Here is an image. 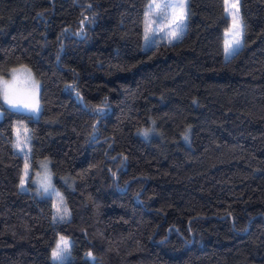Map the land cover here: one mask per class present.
<instances>
[{
	"label": "trees",
	"instance_id": "obj_1",
	"mask_svg": "<svg viewBox=\"0 0 264 264\" xmlns=\"http://www.w3.org/2000/svg\"><path fill=\"white\" fill-rule=\"evenodd\" d=\"M150 3L0 0V75L30 67L42 104L0 93V264H264V0L229 57L225 0H188L171 42ZM46 157L52 196L21 186Z\"/></svg>",
	"mask_w": 264,
	"mask_h": 264
},
{
	"label": "snow or ice",
	"instance_id": "obj_2",
	"mask_svg": "<svg viewBox=\"0 0 264 264\" xmlns=\"http://www.w3.org/2000/svg\"><path fill=\"white\" fill-rule=\"evenodd\" d=\"M226 8L225 11L228 16L232 18V26L226 33V36H229L230 39H226L225 41V52L231 54L233 51V45L237 47L241 44V37L243 26L238 15V0L236 3H230L229 0H225ZM186 0H176V2H168V3H157L156 0H152V3L148 5V11L146 13L145 18V39H148L149 32L153 31L152 25L154 21L151 19L152 15L159 10L160 21L163 22L165 20L170 21L169 30L167 32V36L169 37V41L172 39L178 38L183 27L184 20L186 18ZM236 9V11H233ZM174 25V27H173ZM15 78L12 83L9 81H2V87H0V93L3 95L4 102L8 104L10 107L15 109L27 108L32 111L39 110V103L35 100V97L31 98H20L18 96L17 89L14 84ZM38 84L33 83V90H38ZM27 132V129H24ZM17 147H20L21 137L20 130L17 129ZM27 141V136L24 137V142ZM50 185L45 186V190ZM57 214H60V208L57 207ZM64 215H67V209L64 210ZM64 215H60V219L64 218ZM69 252V242L64 238H60V243L57 244L56 248L52 252V258L54 261H63L66 259V254Z\"/></svg>",
	"mask_w": 264,
	"mask_h": 264
},
{
	"label": "rangeland",
	"instance_id": "obj_3",
	"mask_svg": "<svg viewBox=\"0 0 264 264\" xmlns=\"http://www.w3.org/2000/svg\"><path fill=\"white\" fill-rule=\"evenodd\" d=\"M156 2L164 4V3H168V2H176V0H156ZM229 2L230 3H236L237 0H229ZM151 3H152V0H151ZM158 11L159 10H157V12H155L153 15H157ZM185 11H186V18L184 20V27H183L180 35L178 36V38L172 39L171 41H176V40L180 39L186 31V20H187V14H188V0H186ZM233 11H236V9H233ZM238 15H239L241 23H242L240 0H238ZM169 24H170V21L165 20V21L161 22L160 18H159L156 22L153 23V25H152L153 31L150 32L151 34H149V38L153 34L159 33V34L163 35L166 39L169 40V37L167 36V32L169 30ZM231 26H232V18H231V24H230L229 28L226 30V33L231 28ZM242 26H243V23H242ZM173 27H174V25H173ZM226 33H225L226 39H230L229 36H226ZM149 42L150 41L148 40L146 42V44ZM242 45H243V31H242V37H241V44L238 47L236 45H233L234 50L231 51V54H228L225 52L226 57L231 56ZM14 78H15L14 84H15V88L17 89L18 96L20 98H31L32 96H34L35 100H37L39 103V110L38 111H32V110L27 109V108H20V110H23L25 112H28V113L38 117L42 111V104H41V100H40V93H41V82H40V80L35 76L33 70L30 67L23 65V66H19V67L14 68L11 71L9 76L0 75V82L6 80V81H9L10 83H12ZM33 83L38 84V86H39L38 90H35V91L33 90V88H32ZM0 87H2V84H0ZM1 99L4 102L2 93H1ZM6 105L9 106L8 104H6ZM1 117H2V110L0 109V118ZM16 136H17V131H16ZM16 142L18 143L17 137H16ZM28 144H29L28 138H27V141L24 142V137H21L20 147H18V150L20 152H23L24 150L29 149ZM30 181L35 186V192L38 194H41L44 196H52L57 192L56 187H55V183H54V174H53L50 158H48V157L42 158L39 161L38 167L35 169L33 174H32L31 169L29 167L26 168L25 174L23 176V180L21 183L22 188L25 190H29L31 188L29 185ZM46 185H50L47 188V191L45 190ZM61 237H64L69 242V252L66 254V259H65V260H67V259L72 257V252H71L72 241L69 237L60 236V238ZM60 238H59L58 243H60ZM58 262H61V261H58Z\"/></svg>",
	"mask_w": 264,
	"mask_h": 264
}]
</instances>
